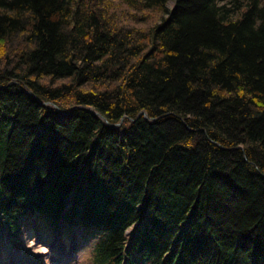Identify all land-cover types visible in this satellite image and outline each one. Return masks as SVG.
<instances>
[{"label": "trees", "instance_id": "obj_1", "mask_svg": "<svg viewBox=\"0 0 264 264\" xmlns=\"http://www.w3.org/2000/svg\"><path fill=\"white\" fill-rule=\"evenodd\" d=\"M169 2L0 0V237L264 264V0Z\"/></svg>", "mask_w": 264, "mask_h": 264}, {"label": "rangeland", "instance_id": "obj_2", "mask_svg": "<svg viewBox=\"0 0 264 264\" xmlns=\"http://www.w3.org/2000/svg\"><path fill=\"white\" fill-rule=\"evenodd\" d=\"M38 226L37 233L32 230H36L33 223L30 229L25 223L16 238L0 240V264H91L94 240L84 236L79 239L80 234L60 235L57 239L42 220Z\"/></svg>", "mask_w": 264, "mask_h": 264}, {"label": "water", "instance_id": "obj_3", "mask_svg": "<svg viewBox=\"0 0 264 264\" xmlns=\"http://www.w3.org/2000/svg\"><path fill=\"white\" fill-rule=\"evenodd\" d=\"M44 105V104H43ZM59 112V111H58ZM60 113V115H63L64 117H66L67 116V114H62L61 112H59ZM93 115H95V116H98V114L97 113H95V112H91ZM141 115V114H140ZM144 118H146V116L144 117Z\"/></svg>", "mask_w": 264, "mask_h": 264}]
</instances>
